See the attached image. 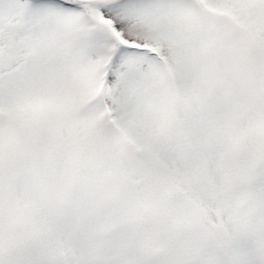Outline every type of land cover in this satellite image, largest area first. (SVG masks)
Masks as SVG:
<instances>
[{
    "label": "snow or ice",
    "instance_id": "obj_1",
    "mask_svg": "<svg viewBox=\"0 0 264 264\" xmlns=\"http://www.w3.org/2000/svg\"><path fill=\"white\" fill-rule=\"evenodd\" d=\"M0 264H264V0H0Z\"/></svg>",
    "mask_w": 264,
    "mask_h": 264
}]
</instances>
